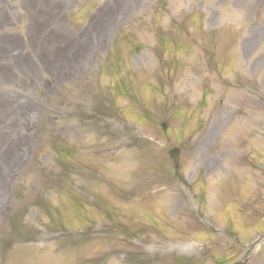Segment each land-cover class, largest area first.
Wrapping results in <instances>:
<instances>
[{
    "label": "rangeland",
    "instance_id": "374dc122",
    "mask_svg": "<svg viewBox=\"0 0 264 264\" xmlns=\"http://www.w3.org/2000/svg\"><path fill=\"white\" fill-rule=\"evenodd\" d=\"M0 264H264V0H0Z\"/></svg>",
    "mask_w": 264,
    "mask_h": 264
},
{
    "label": "water",
    "instance_id": "95a60500",
    "mask_svg": "<svg viewBox=\"0 0 264 264\" xmlns=\"http://www.w3.org/2000/svg\"><path fill=\"white\" fill-rule=\"evenodd\" d=\"M175 163L177 164V161H176V159H175Z\"/></svg>",
    "mask_w": 264,
    "mask_h": 264
},
{
    "label": "flooded vegetation",
    "instance_id": "af4514ba",
    "mask_svg": "<svg viewBox=\"0 0 264 264\" xmlns=\"http://www.w3.org/2000/svg\"><path fill=\"white\" fill-rule=\"evenodd\" d=\"M172 155H174V153Z\"/></svg>",
    "mask_w": 264,
    "mask_h": 264
}]
</instances>
